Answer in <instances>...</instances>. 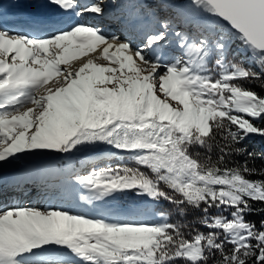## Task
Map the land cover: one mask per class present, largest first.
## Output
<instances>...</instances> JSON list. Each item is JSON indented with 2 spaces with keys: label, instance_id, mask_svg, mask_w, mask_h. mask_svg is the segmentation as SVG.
I'll return each instance as SVG.
<instances>
[{
  "label": "snow or ice",
  "instance_id": "6c2138e0",
  "mask_svg": "<svg viewBox=\"0 0 264 264\" xmlns=\"http://www.w3.org/2000/svg\"><path fill=\"white\" fill-rule=\"evenodd\" d=\"M27 2L0 27V197L46 204L0 205V264H264V0Z\"/></svg>",
  "mask_w": 264,
  "mask_h": 264
},
{
  "label": "trees",
  "instance_id": "16d2710c",
  "mask_svg": "<svg viewBox=\"0 0 264 264\" xmlns=\"http://www.w3.org/2000/svg\"><path fill=\"white\" fill-rule=\"evenodd\" d=\"M235 47V46H234ZM230 60L232 59H235V60H240L241 57L240 56H235L233 57L231 54L229 55L228 57ZM245 87H251L253 90L257 91L258 93L264 95V90H261L260 88L256 87V85H248V84H245L244 85ZM257 140L259 139H256V140H250V141H247L244 145H242L243 147H246L248 149V151H254L256 154H257V159L255 160L254 162V166L257 167V168H261V167H264V142H257ZM195 151V150H193ZM213 158H215V152L213 153ZM236 159L240 160L241 162H243V157H237ZM120 160L119 158H109V159H105V160H101L99 161L97 164H96V167L99 168V167H104L105 165L107 164H117L119 163ZM249 166H253L252 165V162H249ZM89 169H85V171H87ZM259 177L257 176H252L250 177V179H258ZM130 198L131 197H125L119 201H114L115 204H117V206H125V205H129L131 204L130 202ZM169 207L168 205H164L160 211H168L169 210ZM198 216V213H195V212H190L189 215L187 216V221H193L196 217ZM177 219L176 216H172V221L175 222V220ZM249 219H252L254 220L255 222H259L260 220V217L259 216H254V217H249Z\"/></svg>",
  "mask_w": 264,
  "mask_h": 264
},
{
  "label": "rangeland",
  "instance_id": "374dc122",
  "mask_svg": "<svg viewBox=\"0 0 264 264\" xmlns=\"http://www.w3.org/2000/svg\"><path fill=\"white\" fill-rule=\"evenodd\" d=\"M105 157H108L106 154H104V153H92V154H88L87 155V159H91V160H94L95 162L96 161H98L100 158H105ZM81 194H83V193H81ZM5 196V195H4ZM42 198H44V197H42L41 195H38L37 193H33L31 196H29V197H20V199L19 200H13V201H8L6 204H2L3 206H6V205H8V204H12V203H15L16 201H20V202H29V203H32V204H34V205H30L29 207H36V208H43V207H45V204L46 203H44V204H41V203H39V202H42V201H44V200H41ZM39 199V200H38ZM39 201V202H38ZM54 202H53V204L54 203H56V201L55 200H53ZM130 202H131V204H129V205H126L125 207H124V212H127V210L128 209H131L132 207H134V206H136V205H138L140 202H139V198H135V197H131L130 198ZM113 203V202H112ZM21 206H26V205H24V204H20ZM112 206L114 207V204H112ZM115 206H117V205H115ZM85 209L83 208V207H76V208H74V211H84Z\"/></svg>",
  "mask_w": 264,
  "mask_h": 264
},
{
  "label": "bare ground",
  "instance_id": "6f19581e",
  "mask_svg": "<svg viewBox=\"0 0 264 264\" xmlns=\"http://www.w3.org/2000/svg\"><path fill=\"white\" fill-rule=\"evenodd\" d=\"M10 2V3H13V2H15V0H0V4H3V3H6V2ZM17 1H19V0H17ZM25 4H26V1L27 0H22ZM21 8V5H19L18 6V8L17 9H10L11 11H13V12H17V10H19ZM1 10V9H0ZM33 10H39V12L42 14V15H46V10H44V9H33ZM4 19H10L11 18V15H6L5 17H3ZM5 21H7V20H5ZM93 23H95V21H93ZM3 25H1L0 27H2ZM106 31H110V29L108 28ZM122 39H123V37H121ZM95 55V53H92V54H90V56H94ZM88 57H82L81 58V60H83V59H87ZM81 61H78V60H73V61H71V64L72 65H76V64H78V63H80ZM63 67H66V66H63ZM43 197V196H42ZM13 205H15V204H24V205H26V206H30V205H34V204H32V203H29V202H20V201H16L15 203H12ZM9 205V204H8ZM7 206V205H6Z\"/></svg>",
  "mask_w": 264,
  "mask_h": 264
}]
</instances>
